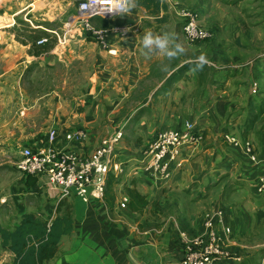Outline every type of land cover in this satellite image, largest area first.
Here are the masks:
<instances>
[{"label": "rangeland", "instance_id": "obj_1", "mask_svg": "<svg viewBox=\"0 0 264 264\" xmlns=\"http://www.w3.org/2000/svg\"><path fill=\"white\" fill-rule=\"evenodd\" d=\"M77 1L0 0V86H4L3 75L6 76L7 82L5 89L1 90L0 88V139L14 135V137L22 136L31 141L39 133L48 130L51 121L66 119L68 123L66 127L56 125L57 128L70 130L74 128L71 124L82 123L79 128L90 133L89 142L86 141L82 148L84 153H88L92 147L97 145L102 136L112 133L117 128L116 130H120L123 134L117 145L118 150H121L122 145L132 148L129 151L132 154L127 158L123 155L125 152L120 151L119 153L118 159L123 163L122 175H132V169L137 168V163L132 159V156L134 158V155L144 145V142L138 141V137H141L139 134L144 135V129L136 125L134 118L125 117L124 113L128 109L130 110L137 100L117 102L115 105L116 93L115 86L112 84L114 80L113 78L106 80L105 72L102 73L103 70L98 61V51L101 48L93 38L90 39L86 36L85 31L80 28L76 20ZM163 1L166 3L163 12L152 13L157 18L148 16L140 17L139 20H150L152 24L150 26L153 29L161 34L172 35L175 41L183 46L184 52L190 55H194V53L197 55V51L193 49V46L196 45L201 51L203 47L214 48V43H209L214 31L216 37L218 34L223 35L217 40L220 39L227 46V49L223 48L224 53L222 51L221 61L216 62L219 71L230 72L252 59V64L261 66L262 72L255 74L256 71L251 68L249 70L239 67L238 73L240 74H233L234 79L227 81V85L218 86L216 90L219 93L225 90L224 94H228V96L226 95V99L220 102L222 105L220 107L221 117L216 115V99L209 97L201 105L202 109L207 105L212 108L213 116L206 117L207 123L205 118L201 119L196 113L197 102L195 100L202 89L197 86L194 71H190L189 75L182 79L180 85L172 90L170 100L164 102L166 105L164 109L161 106L163 102L159 103V106L156 103L154 111L141 118L143 121L140 123L146 122L145 125L148 128L152 127V122L155 119L165 123L167 116L169 117L167 120H170L168 126L177 125L180 122L179 118L184 120L191 118L195 126L204 132L203 141L194 149L185 152L183 166L174 171L168 180L157 181V187L162 189L161 196H157V193L147 195L145 191L148 200L154 202L152 198L155 197L161 203L160 209L157 208L152 216L153 221L156 226H159L162 221L175 218L178 224L188 223L196 226L204 211L210 210L215 204H220L222 207L225 205L236 210L241 217L243 216L242 212H246L244 217L249 222V226L245 228L246 231H249L245 241L247 246L251 243L258 245L260 241L263 243L264 223L261 224V228H252L257 216L256 212L263 206V204H259L263 199L251 189L254 179L262 168L253 165L238 148L229 146L219 136L227 131L239 138L244 137L246 140H250L256 146H253L255 151L259 148L264 149L263 116L253 123V126L247 130L248 133H244L242 130L243 122H246L244 112L248 105L247 102L256 99L260 103L264 100V63L261 62L264 60V0L236 1L235 6L240 4L247 8L243 11L247 19L246 22L242 24L237 21L238 27L235 32L238 38L231 37L224 27L228 21L233 20L231 17L234 16V13L230 8H225L227 11L222 12L216 6L213 7V11L216 13L215 24H211V26L214 25L213 31H211L202 23L196 8L195 4L200 0ZM183 10L195 11L198 14L199 26L211 32L209 39L194 45L180 36L184 20L181 16ZM207 10L211 11L210 6ZM139 13L140 16L145 14L142 13L141 8H139ZM126 18L129 17L122 16L119 19L127 22ZM258 18H261V22L254 21ZM91 23L95 26L99 25L97 24L99 18H92ZM218 25H223V28L218 30L216 28ZM251 32L255 35H251ZM237 39H239V43ZM251 40L256 41L257 44L259 42L263 47L259 53L251 52L252 48L248 47ZM220 49L222 50L221 46ZM249 55L251 56L249 57ZM257 57L261 63L256 61ZM230 63L234 68L227 66ZM107 81L110 83L106 85ZM112 86L114 90L111 88ZM143 88H145L144 85L138 87L139 90ZM207 92L211 96L210 92ZM117 96L121 97L122 94H117ZM116 98L118 100V97ZM175 115L177 118L174 117ZM212 117H215L216 120ZM133 122L135 126L133 125L132 128ZM120 126H122V130ZM68 145L67 143L66 146ZM18 150L19 148L3 150L4 155H1L0 159L5 165L0 160V173H16L12 168L4 169V167L7 165L6 160L14 162L19 158ZM207 164L209 165V176L217 175L218 177L206 185V188H201L200 183L195 182L193 174H197V170L201 167L206 168ZM220 164L226 165V168H216ZM213 166L215 167L214 171L211 170ZM15 170L17 171L16 168ZM138 170L140 172V169ZM11 173L9 174L13 177ZM16 182H13L14 187L17 186ZM39 185H41L40 181ZM45 191L44 197L48 193L46 189ZM198 191L199 193H197ZM56 197L48 196L47 199L49 202L55 203ZM182 210L184 218L178 216L179 211L182 212ZM147 212L150 213V211ZM261 213L263 214V212ZM147 220L149 221V218ZM165 229L172 230L171 227H164L163 230ZM262 248H264V244H262ZM261 263L264 264V259Z\"/></svg>", "mask_w": 264, "mask_h": 264}, {"label": "crops", "instance_id": "obj_2", "mask_svg": "<svg viewBox=\"0 0 264 264\" xmlns=\"http://www.w3.org/2000/svg\"><path fill=\"white\" fill-rule=\"evenodd\" d=\"M80 1L81 0H78L77 2ZM236 1L237 0H200L195 5H197L196 8L202 23L206 27H209L208 29H211V31H213L212 27H214V25L211 26V24H215L214 18L216 13H214L213 7L216 6L217 9L222 12L227 11L225 8H230L231 12L234 13V16L231 17L233 20L228 21L224 27L225 30L231 34V37L238 38L235 32L238 27L237 21H240L242 24L246 22L247 19L243 11L247 8L246 6H240V4L235 6ZM208 6H210L211 11L207 10ZM139 8H141L142 13H145L143 16H140ZM159 11L163 12V9ZM159 11L156 13H159ZM152 13L153 12H149L143 7L136 5L133 0V6L129 12L114 18L106 19L110 20L109 24L111 25L129 26L124 36L115 33L108 34L107 40L109 48L114 49L116 52L114 54L108 52L106 47H103L99 42L95 41L101 48L98 51V61L100 68L103 70L102 73L105 72L106 80H111V78L114 80L112 84L115 86L116 97H118V100L116 97L114 98L116 100L115 105L117 102L122 103L137 100L134 105L130 107V110L128 109L124 114L126 115L125 117L134 118L133 120L136 122V125L144 129V135L139 134L141 137H138V141L144 142V145L147 144L157 132L171 126H168L170 124V120H167L169 119L168 116L165 123H162L159 119H155L152 122L153 125L151 128L145 125L146 122L141 124V118L153 112L156 103L159 106V103L163 102L161 106L164 109L166 106L164 102L170 100L169 97L171 96L172 90L178 87L182 79L187 77L189 72L192 71V66L186 68L185 65L192 63L196 56L195 53L194 55H190L187 52H183V54L172 60V62L160 57L146 58L142 54L139 45L141 36L147 31H151L154 34L161 33L150 26V20L140 21L139 18H146L148 16L157 18V16L155 14L152 15ZM122 16L129 17L128 19L126 18L127 22L119 19L122 18ZM255 20L261 22V18L254 19V21ZM216 28L221 30L223 25H218ZM250 34L253 36L255 35L253 32ZM180 36H183V33H180ZM218 37H223V35L218 34ZM218 37L215 36L213 31V37L210 38L211 41L209 43H214V48L203 47L201 51V49H198V45L193 46V49L197 51V55L199 52L204 53L207 59L206 66L209 68L211 67L214 71L208 70V80L201 85L198 84L196 73L194 72L197 86L202 89L195 100L197 102L196 113L201 119L213 116L210 106L207 105L203 107L204 109L201 108V105L205 103L209 97L216 99V115L218 117L222 116V110L220 108L222 105L220 102L225 100L228 94H224L225 90L219 93L216 89L220 85H227V81L233 80L234 78L232 75L238 73L239 67H245L244 69L248 68L249 70L251 68L253 71H256L255 74H260L262 72L261 66L252 64V59H250L252 62H246L245 65L242 63V66H238L237 69L230 72L219 71L220 69L216 66V62L221 61L223 57V48L226 47L227 49V46L220 39L218 41ZM237 42L239 43V39H237ZM248 47H251V52L254 53H259L260 49L263 48L259 42L257 44L254 40L249 42ZM191 56L193 57L191 58ZM250 56L251 55H249V57ZM256 61L259 62L258 57ZM261 62L264 63V60ZM252 65L254 66L253 68L251 67ZM227 66L234 68L231 63ZM165 67H167V69H165ZM221 68L224 67L221 66ZM2 82L4 86H0L1 90L5 89L7 83L6 76L4 75ZM108 83H110V81H107L106 85ZM140 85H144L145 88L139 90L138 87ZM165 86L167 87L164 89ZM111 88L114 90L113 86ZM207 91L210 92L211 96H209ZM117 94H122V96L119 97ZM244 116H247L246 111L244 112ZM174 117L177 118L176 115ZM212 118L216 120L215 117ZM182 119L183 118H179V121H182ZM226 121L228 123V119ZM207 122L208 119H206V123ZM67 124L66 119H64V121L53 120L49 123L48 129L56 128L57 131H59L58 133L62 134L64 131H67V128H57L56 125L66 127ZM71 125L74 127L71 129H75L81 127L82 123H73ZM133 125L134 122L132 123V128L135 126ZM120 129L122 130V126H120ZM201 133L203 136L204 132L201 131ZM40 134L41 133L38 135ZM38 135L31 141L22 136L14 137V135L0 139V157L4 155L3 150L20 148L29 141L30 144L34 142V140L39 139ZM219 137L222 140L221 135ZM236 137L240 142H251L244 137ZM253 146L256 147L254 144ZM121 147L120 151L125 152L123 154L125 158L132 154L129 152L132 150L130 146L122 145ZM237 148L239 149V147ZM134 156V158L132 156V159L135 160L137 158V153ZM6 163L7 165L4 169H7V167L12 168L16 173L9 172L13 177L9 173H0V226L12 228L19 222L20 216L26 212L36 213L45 220L51 218L55 214L56 205L59 202L58 197H56V190L47 185L41 178H34L31 176H29L31 177L29 178L28 175L16 171L12 161L6 160ZM2 164L5 165L3 162ZM208 166L207 164L206 168L201 167L197 170V174H193L195 182H199L201 188H206V185L210 184L218 177L217 175L213 177L209 176ZM222 167L226 168V165L220 164L216 166V168ZM137 168L134 167L132 169V175L124 174L117 176L116 179L107 180L104 197L100 201L91 200L88 203H83L75 197L65 199L72 207L74 229L69 235L61 237L56 255L51 259L45 260L42 264H180L182 244L178 238V230H185L188 233L197 232L201 228V219L197 222L196 226H192V224L188 223L178 224L175 218L166 219L165 222L162 221V223H159V226H156L152 216L155 214L157 208L160 209L161 203H159L158 199L156 200L155 197L152 198L154 202L148 200L145 191L147 195L157 193V196L160 197L162 189L157 187V181L146 178ZM211 170L214 171L215 167L213 166ZM18 178L19 181L16 182ZM256 178L253 181V185L256 182ZM33 181L34 184L32 183ZM39 181L41 185H39ZM13 182L17 183L16 187H14ZM19 185H21V187H19ZM45 189L48 193L47 196L44 197L46 193ZM129 192L136 193L142 197L144 201L142 206L138 201L133 200ZM197 193H199V191ZM48 196H55V203L49 202L47 199ZM124 196L127 197L128 201L125 207H121L119 202ZM40 197H44L45 199H41ZM259 204H263V206L257 210L254 227L252 228H261V224L264 223V200L260 201ZM214 208H219L223 212V227L222 230H220V235L222 236V246L229 249L235 259L232 264H260L264 259V248H262L264 242L261 243L260 241L258 245L249 242L252 245L250 244L247 246L245 241L247 240L246 235H249V231H246L245 228L249 226V222L246 221L244 217L246 212H242L243 216L241 217L236 210H232L228 206L224 205L222 207L220 204H215L211 209ZM147 211H150V213ZM183 212V210L182 212L179 211L178 216L183 217ZM261 212H263V214ZM148 218L149 221L147 220ZM164 227H171L172 230H163ZM226 229L228 231H226ZM11 257V253L0 243V264L9 262Z\"/></svg>", "mask_w": 264, "mask_h": 264}, {"label": "built area", "instance_id": "obj_3", "mask_svg": "<svg viewBox=\"0 0 264 264\" xmlns=\"http://www.w3.org/2000/svg\"><path fill=\"white\" fill-rule=\"evenodd\" d=\"M116 3L117 0H81L75 13L86 36L102 44L112 54L116 51L109 48L108 34L124 36L129 26L111 25L100 28L93 25L91 19H109L122 15L123 13L115 10ZM181 16L184 19L182 33L187 42L195 44L211 37L209 30L199 26L195 11L183 10ZM195 127L193 119L189 118L157 132L137 153L135 160L140 172L153 181L168 180L174 171L183 166L185 152L203 141L201 130H196ZM58 132L56 128H50L38 135L39 139L22 145L18 150L19 158L13 162L14 167L20 173L41 178L53 187L59 201L69 197H75L83 203L102 200L108 177L112 175L116 179L123 173V163L118 159L120 151L117 147L122 132L114 130L103 136L88 153L82 151L85 142L89 140V133L85 129H70L62 134ZM221 137L229 146L239 147L249 162L262 168L257 176L254 192L264 200V153L262 156L259 150L255 151L251 142H240L229 132H223ZM127 201L124 196L119 205L125 207ZM200 219L201 228L197 232L178 230V238L182 244L180 264H232L235 260L232 253L222 246V210H206Z\"/></svg>", "mask_w": 264, "mask_h": 264}, {"label": "trees", "instance_id": "obj_4", "mask_svg": "<svg viewBox=\"0 0 264 264\" xmlns=\"http://www.w3.org/2000/svg\"><path fill=\"white\" fill-rule=\"evenodd\" d=\"M134 2L149 12H157L166 8L162 0H134ZM97 18H99L97 27L105 28L111 25L109 21L101 17ZM190 66L193 67V64L185 65L186 68ZM208 70L214 72L205 64L201 70L195 72L198 84L201 85L208 80ZM245 111L247 116L242 130L248 133L247 130L253 126V123L262 116L264 117V100L260 103L256 99L250 100ZM195 128L199 130V127ZM259 151L263 156L264 149L259 148ZM109 179H113V176L110 175ZM32 183L34 184V181ZM251 189L254 190V187L252 186ZM129 193L133 200L138 201L142 206L144 203L142 197L136 193ZM73 229L72 207L65 200L57 203L55 214L46 220L33 212L23 213L19 222L12 228L0 226V243L12 255L9 262L2 264H42L56 255L61 237L69 235Z\"/></svg>", "mask_w": 264, "mask_h": 264}, {"label": "clouds", "instance_id": "obj_5", "mask_svg": "<svg viewBox=\"0 0 264 264\" xmlns=\"http://www.w3.org/2000/svg\"><path fill=\"white\" fill-rule=\"evenodd\" d=\"M132 6L133 0H123V2L117 0L115 10L117 13H127ZM139 45L142 54L146 58L160 57L171 61L184 52L183 46L176 42L174 37L168 33L154 34L151 31H147L141 36ZM206 63L207 59L203 53L196 55L192 61V71L196 72L201 70Z\"/></svg>", "mask_w": 264, "mask_h": 264}]
</instances>
